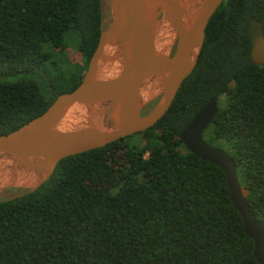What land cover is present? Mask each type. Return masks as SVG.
Instances as JSON below:
<instances>
[{"label":"trees","instance_id":"obj_1","mask_svg":"<svg viewBox=\"0 0 264 264\" xmlns=\"http://www.w3.org/2000/svg\"><path fill=\"white\" fill-rule=\"evenodd\" d=\"M253 18L264 32V0L222 1L195 68L137 143L133 135L64 158L35 192L0 195V264H259L223 171L179 138L215 98L204 140L230 156L264 225V66L249 57ZM102 20V0H0V135L78 86Z\"/></svg>","mask_w":264,"mask_h":264},{"label":"water","instance_id":"obj_2","mask_svg":"<svg viewBox=\"0 0 264 264\" xmlns=\"http://www.w3.org/2000/svg\"><path fill=\"white\" fill-rule=\"evenodd\" d=\"M222 1L105 0L108 15L78 86L59 94L42 114L0 135V195L10 189L18 191L13 198L31 194L62 159L153 127L195 68L207 24ZM247 32L250 61L264 66L261 22L251 19ZM216 110L211 98L179 138L192 155L223 171L230 202L253 242V257L264 264V225L249 208L230 156L203 137Z\"/></svg>","mask_w":264,"mask_h":264},{"label":"rangeland","instance_id":"obj_3","mask_svg":"<svg viewBox=\"0 0 264 264\" xmlns=\"http://www.w3.org/2000/svg\"><path fill=\"white\" fill-rule=\"evenodd\" d=\"M102 12H103V18L106 17L108 15V11L105 5V0H102ZM166 36V35H164ZM67 55L68 56H75L77 57V59L80 61V57L79 55H77L71 48L67 49ZM133 143H137L138 142V135H135L133 137L130 138Z\"/></svg>","mask_w":264,"mask_h":264}]
</instances>
